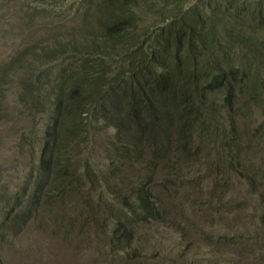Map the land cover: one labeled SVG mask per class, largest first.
I'll use <instances>...</instances> for the list:
<instances>
[{
    "label": "rangeland",
    "instance_id": "374dc122",
    "mask_svg": "<svg viewBox=\"0 0 264 264\" xmlns=\"http://www.w3.org/2000/svg\"><path fill=\"white\" fill-rule=\"evenodd\" d=\"M250 1L237 0L239 5ZM5 2L0 59L16 55L24 41L49 45L54 37L67 40L70 32L84 28V0ZM195 7L220 20L241 15L246 22L229 0H159L151 10L136 7L142 20L135 31L144 38L173 12ZM45 61L41 70L53 73L56 62ZM9 87L0 106L1 224L14 193L36 169L46 119V112L17 102L18 81ZM49 93L43 86L39 95ZM224 96L223 90L216 92L214 119L197 123L191 141L180 145L171 137L159 154L158 144L147 146L144 138L116 145L115 128L93 122L70 164L80 180L67 184L66 192L62 187L64 197L42 204L20 232L0 240V264H117L127 252H141L160 264H264V85L238 92L231 105ZM141 188L150 192L157 214L138 222ZM119 221L131 233L123 247L110 243Z\"/></svg>",
    "mask_w": 264,
    "mask_h": 264
},
{
    "label": "trees",
    "instance_id": "16d2710c",
    "mask_svg": "<svg viewBox=\"0 0 264 264\" xmlns=\"http://www.w3.org/2000/svg\"><path fill=\"white\" fill-rule=\"evenodd\" d=\"M84 1L87 11L79 33L70 32L67 40L54 37L49 45L33 46L27 40L16 55L0 59V106L12 90L9 84L18 81L22 93L17 102L46 112L38 164L5 208L0 240L20 232L42 204L64 197L62 187L66 192L67 184L80 180L70 164L93 122L114 127L116 145L144 138L147 146L158 144L159 154L171 137L182 145L191 141L197 123L214 119L216 92L223 90L231 105L238 92L257 82L264 85V0H251L249 6L229 0L245 23L241 15L240 21L234 16L220 20L195 7L173 12L164 26L147 30L144 38L135 31L142 20L136 7L151 10L159 0ZM5 3L0 0V10ZM45 60L56 62L53 73L41 70ZM43 86H48V96L39 95ZM136 200L138 222L157 214L147 189H139ZM123 223L113 229L112 246L123 247L130 240ZM135 253L127 252L117 264H160Z\"/></svg>",
    "mask_w": 264,
    "mask_h": 264
}]
</instances>
